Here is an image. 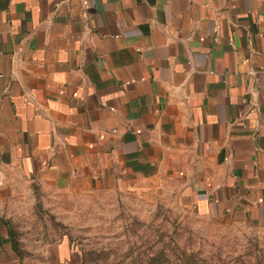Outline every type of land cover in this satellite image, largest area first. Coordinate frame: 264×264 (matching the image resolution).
Returning <instances> with one entry per match:
<instances>
[{
	"label": "crops",
	"instance_id": "crops-1",
	"mask_svg": "<svg viewBox=\"0 0 264 264\" xmlns=\"http://www.w3.org/2000/svg\"><path fill=\"white\" fill-rule=\"evenodd\" d=\"M8 172L264 225V0H0Z\"/></svg>",
	"mask_w": 264,
	"mask_h": 264
},
{
	"label": "rangeland",
	"instance_id": "rangeland-1",
	"mask_svg": "<svg viewBox=\"0 0 264 264\" xmlns=\"http://www.w3.org/2000/svg\"><path fill=\"white\" fill-rule=\"evenodd\" d=\"M0 214L17 250L0 241V264H264V225L200 216L159 186L45 188L8 172Z\"/></svg>",
	"mask_w": 264,
	"mask_h": 264
},
{
	"label": "trees",
	"instance_id": "trees-1",
	"mask_svg": "<svg viewBox=\"0 0 264 264\" xmlns=\"http://www.w3.org/2000/svg\"><path fill=\"white\" fill-rule=\"evenodd\" d=\"M0 224H3L4 227L6 228L7 236H8V239L10 241L12 250H13V252H15L17 254L16 243L14 241V233H13L11 226L9 225L7 219H5V220L0 219Z\"/></svg>",
	"mask_w": 264,
	"mask_h": 264
}]
</instances>
